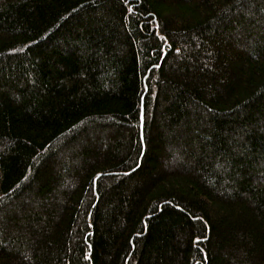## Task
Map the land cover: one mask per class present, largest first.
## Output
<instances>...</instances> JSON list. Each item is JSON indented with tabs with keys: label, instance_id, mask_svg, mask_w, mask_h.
I'll return each mask as SVG.
<instances>
[{
	"label": "trees",
	"instance_id": "1",
	"mask_svg": "<svg viewBox=\"0 0 264 264\" xmlns=\"http://www.w3.org/2000/svg\"><path fill=\"white\" fill-rule=\"evenodd\" d=\"M0 264H264V0H0Z\"/></svg>",
	"mask_w": 264,
	"mask_h": 264
},
{
	"label": "water",
	"instance_id": "2",
	"mask_svg": "<svg viewBox=\"0 0 264 264\" xmlns=\"http://www.w3.org/2000/svg\"><path fill=\"white\" fill-rule=\"evenodd\" d=\"M143 114H144V108H142V114H141V123L143 125Z\"/></svg>",
	"mask_w": 264,
	"mask_h": 264
}]
</instances>
